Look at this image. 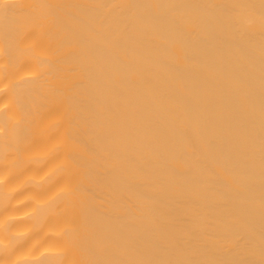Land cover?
Segmentation results:
<instances>
[{
    "label": "bare ground",
    "instance_id": "bare-ground-1",
    "mask_svg": "<svg viewBox=\"0 0 264 264\" xmlns=\"http://www.w3.org/2000/svg\"><path fill=\"white\" fill-rule=\"evenodd\" d=\"M0 264H264V0H0Z\"/></svg>",
    "mask_w": 264,
    "mask_h": 264
}]
</instances>
